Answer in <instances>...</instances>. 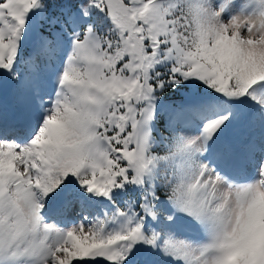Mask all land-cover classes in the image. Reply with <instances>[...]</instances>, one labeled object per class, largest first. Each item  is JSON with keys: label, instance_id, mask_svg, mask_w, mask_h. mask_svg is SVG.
<instances>
[{"label": "snow or ice", "instance_id": "obj_1", "mask_svg": "<svg viewBox=\"0 0 264 264\" xmlns=\"http://www.w3.org/2000/svg\"><path fill=\"white\" fill-rule=\"evenodd\" d=\"M0 264H264V0H0Z\"/></svg>", "mask_w": 264, "mask_h": 264}]
</instances>
